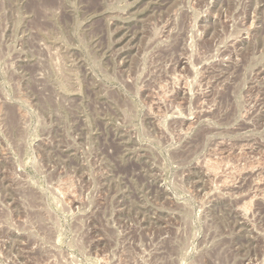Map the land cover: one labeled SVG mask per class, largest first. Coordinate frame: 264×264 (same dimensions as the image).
<instances>
[{"label": "rangeland", "instance_id": "obj_1", "mask_svg": "<svg viewBox=\"0 0 264 264\" xmlns=\"http://www.w3.org/2000/svg\"><path fill=\"white\" fill-rule=\"evenodd\" d=\"M0 264H264V0H0Z\"/></svg>", "mask_w": 264, "mask_h": 264}]
</instances>
